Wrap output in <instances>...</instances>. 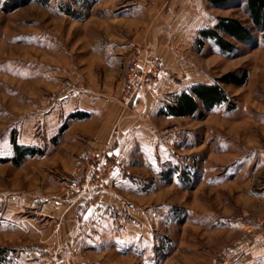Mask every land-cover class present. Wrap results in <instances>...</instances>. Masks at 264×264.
I'll list each match as a JSON object with an SVG mask.
<instances>
[{
	"label": "rangeland",
	"instance_id": "rangeland-1",
	"mask_svg": "<svg viewBox=\"0 0 264 264\" xmlns=\"http://www.w3.org/2000/svg\"><path fill=\"white\" fill-rule=\"evenodd\" d=\"M47 1L0 0L2 264H60L67 254L97 264H264V26H254L244 1L90 0L72 5L75 17L64 13L72 0ZM222 17L243 22L254 40L230 54L211 40L199 47V32ZM137 48L165 78L153 102L146 94H156L159 77L137 102L124 96ZM227 73L247 78L222 85L228 103L163 115L183 92ZM82 108L99 122L121 111L108 142L95 133L99 122L81 125L90 116ZM12 140L43 154L16 166ZM101 155L115 157L117 198L82 233L92 242L71 249L63 217L45 205L101 187L105 177L77 175Z\"/></svg>",
	"mask_w": 264,
	"mask_h": 264
},
{
	"label": "trees",
	"instance_id": "trees-1",
	"mask_svg": "<svg viewBox=\"0 0 264 264\" xmlns=\"http://www.w3.org/2000/svg\"><path fill=\"white\" fill-rule=\"evenodd\" d=\"M14 7H20L32 2H38L42 5H47V0H6ZM90 0H72V2L65 8L64 13L75 17V13L72 10V5H83L89 7ZM208 4L213 8H221L232 0H206ZM245 3L246 11L250 21L255 27L261 28L264 26V0H243ZM255 38V35L246 27V25L238 19L222 17L218 19V23L208 29H203L199 32V38L197 44L199 47L204 45L205 41H213L218 49L223 54H230L235 52L237 43H251ZM247 81L245 75L235 76L232 73L225 74L217 83L198 84L194 86L190 93L183 92L182 95L177 97L174 103L166 106V110L163 112L165 116L174 117H188L194 116L199 110L201 105L205 111L210 112L214 107L229 102V96L223 90L222 85L233 84L236 86L244 85ZM87 115H77L74 118L83 119ZM15 148V155L10 160L16 166H20L27 157H36L43 154L42 150L35 148H24L20 146L15 140H12ZM4 162V160H0ZM3 260L0 255V264Z\"/></svg>",
	"mask_w": 264,
	"mask_h": 264
},
{
	"label": "crops",
	"instance_id": "crops-1",
	"mask_svg": "<svg viewBox=\"0 0 264 264\" xmlns=\"http://www.w3.org/2000/svg\"><path fill=\"white\" fill-rule=\"evenodd\" d=\"M163 72L161 71L159 74V85L158 90L156 92V94L150 95V94H146V100L148 99L149 101L153 102L156 100L157 97H162V93L165 92V85H164V79L163 78ZM122 93V92H121ZM120 93V94H121ZM119 95H113L110 96L108 98L109 101H111V99L117 100L118 101V97ZM140 96V95H139ZM99 100V98H97ZM139 98L135 99L134 102H137ZM89 100V99H88ZM114 107H116L117 104L114 103ZM91 109V108H90ZM82 108L81 111L85 112L86 114H89V118L81 121L82 124H87L90 121L99 122V118L98 116H94L96 115L95 112L92 111V109L90 110ZM115 109L112 108L111 112L109 113H105L104 114V118H102L101 122H99L100 124L98 125L99 128L97 129V131H95V133H100V135L98 136V138L101 136V133H105V136L102 137L100 140L101 144L108 142V140L111 139L112 134L114 132H116L118 126H119V119H117L120 114V110L119 113H115L114 111ZM123 111V110H122ZM88 116V115H87ZM92 117V118H91ZM117 117V118H116ZM118 121V122H117ZM77 125H80L79 123H76ZM120 132H123L124 129L123 128H119L118 129ZM118 131V132H119ZM99 142V140H97V143ZM96 144V143H95ZM120 158V157H119ZM119 168H116L113 170V172L109 175H107L103 181H102V185L99 188H96L95 190H93V192H85L82 193V195L80 196H71L68 194L69 198L67 201H65L63 204V201L61 199L55 201V202H51L50 205H45L47 207L50 208V210L55 213L56 215H58V213L63 217L62 218V222L61 225L62 227H65L64 229L68 232L69 234L66 236L65 238V245L69 248L72 249L73 246H84L86 247L87 244H89V242H92V236L88 235L85 236L83 234L84 237L82 236V233L88 230L91 231L92 229L95 230L96 229V217H94L98 212H103V209H106L109 207V205H113L114 201H116V194L114 193V191L117 189L118 184L120 183V177H116L118 175V170ZM74 187V184L71 188ZM92 191V190H91ZM91 193V194H90ZM71 196V197H70ZM67 258L66 259H62L60 264H97L98 261H95V257H91L89 256L88 258L85 257L83 255V257H81L82 255L79 256V258H72L71 254H67ZM101 261V260H100Z\"/></svg>",
	"mask_w": 264,
	"mask_h": 264
},
{
	"label": "built area",
	"instance_id": "built-area-1",
	"mask_svg": "<svg viewBox=\"0 0 264 264\" xmlns=\"http://www.w3.org/2000/svg\"><path fill=\"white\" fill-rule=\"evenodd\" d=\"M136 55L127 64V89L124 96L127 103L133 101L144 88L153 89L160 73L159 61L145 48H137ZM91 167L79 171L82 179L99 183L115 169L114 156L101 155L97 161L92 160Z\"/></svg>",
	"mask_w": 264,
	"mask_h": 264
}]
</instances>
